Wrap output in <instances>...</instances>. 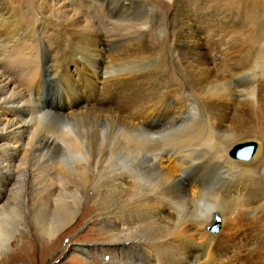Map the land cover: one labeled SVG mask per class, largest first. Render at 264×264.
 <instances>
[{
	"label": "bare ground",
	"instance_id": "6f19581e",
	"mask_svg": "<svg viewBox=\"0 0 264 264\" xmlns=\"http://www.w3.org/2000/svg\"><path fill=\"white\" fill-rule=\"evenodd\" d=\"M107 1L29 0L25 13L31 21L24 25L12 6L0 0V254L17 235L25 239L18 230L23 223L53 239L42 250L56 247L60 254H79L71 260L80 258L81 264H264V193L259 192L264 185V126L245 133L250 121L244 117L251 116L237 105L248 96L256 107L253 114L263 116L257 110L264 107V67L251 82L213 91L203 102L200 120H188L185 109L191 103L182 97L178 82L190 78L201 95L229 59L220 48L202 50L211 35L185 34L184 24L166 35L170 44L165 54L177 64L174 84H165L162 54L153 56L152 69L108 77L114 58L146 62L151 52L144 45L149 24L141 19L132 24L130 16L123 19L114 10L108 13ZM131 3H124L122 11L132 15L135 6H145L142 0ZM120 43L127 50L111 55V47ZM263 54L259 50L256 56ZM51 57L64 58L63 67L51 64ZM231 69L238 75L246 70L234 62ZM53 83L60 87L50 94ZM128 88L136 91L133 97L115 98ZM186 92L196 100L193 89ZM87 114L110 119L109 124L118 120L144 135V153L121 152L117 158L88 153L86 136L72 126ZM41 122L50 125L48 130L59 126L60 142L51 135L35 140ZM253 131L258 145L249 161L231 159L229 149ZM15 183L25 186L29 196H23L26 214L16 224V206L4 207ZM219 205L221 229L206 234ZM47 207L53 208V219H48ZM189 221L203 231L201 245L185 229ZM80 222L87 231L67 237ZM93 229L96 239L72 244L75 238L92 237ZM30 246L24 241L14 252L24 253Z\"/></svg>",
	"mask_w": 264,
	"mask_h": 264
},
{
	"label": "rangeland",
	"instance_id": "374dc122",
	"mask_svg": "<svg viewBox=\"0 0 264 264\" xmlns=\"http://www.w3.org/2000/svg\"><path fill=\"white\" fill-rule=\"evenodd\" d=\"M6 1L12 6L14 11L18 15V18L24 25L30 24L29 23L31 21L30 16L29 14L25 13L27 12L26 9H27V6L29 5V0H6ZM95 1L97 4L101 3V0H95ZM142 1L144 2L142 3V5L143 6L145 5L144 8L138 5L135 6V9H134L135 12L132 15L128 14L126 9L122 11L123 10L122 6L124 5V3H131V2L132 3L130 5H136V2H138V0H116V1L108 0L105 5V6H109L108 13L110 14L114 10L119 15H124L125 17H122L123 19L128 20L130 16L131 18L130 22L132 24L138 23L139 22L138 19H141V22L144 21L145 23L146 21L147 24H149L150 26L149 32H147V34L144 37V45L150 50L151 53L149 55L151 56V58L148 59L146 62H144L143 60V61H134L131 63L130 60L127 61L123 58H120L121 56H118L119 59H116L117 57L114 58L113 63H112V65L113 64L114 65L110 67V69H108L107 71L108 77L120 75L127 71L135 70L139 72H144V70H147L148 68L152 69L154 67V57L153 56L157 54H162L160 55L161 57L160 66L162 67L161 71L164 72L163 75L168 76V78H165V84L166 85L174 84L171 82V77L173 76L172 75L173 70H176L175 68L177 67V64L175 65V62L172 60V58L168 54H165L170 44L169 43L170 38L166 37V35L168 34V31H170L171 29H177L178 25H184V24L186 26L185 34H187L190 31V32L197 34L200 37L211 35L209 39L203 42L204 49L202 50L216 52L220 48L221 53L223 52L222 53L223 56L229 59V62H226L227 64L225 63V65L218 66L219 69L217 70V75L215 74L216 78L214 77L215 78L214 80L216 81V83L215 81H213L212 84L207 85L206 86L207 88H205L206 90L203 89V91L205 92H203V94L201 95L196 94L197 92H194V83L192 82L190 78L184 77V81L180 80L178 82V86L181 89L182 97H184V99L190 100V103H191V105L185 109V114H187L186 116L188 120L190 119H195L196 121L200 120V118L202 117V113H201L202 105L204 104L203 102L206 97L213 94L214 92L216 94L220 91L223 92V91L229 90L232 88L234 83L240 82V83L245 84V83L251 82L253 80V76H254L253 74H256V72H259L258 70L263 69L264 54L262 57H257L256 55L259 53V50L264 52V0H142ZM139 7L141 8V10H139L140 9ZM113 16H114L113 20H116V16L115 15ZM125 22H128V21H125ZM144 23L143 25H145ZM109 24H110V20H108L107 22V25ZM42 25H54V24L53 23H42ZM188 25L191 26L190 29H187ZM156 26L158 27V29ZM49 28L52 29L53 27L49 26ZM115 32L120 34L123 32V30L116 29ZM55 36L52 35L54 39L56 38ZM121 45L123 46L121 47ZM224 45L228 48H225ZM219 46L225 49L223 50ZM114 47L115 46L111 47L110 54L111 53L113 54L115 52H120V53L125 52V50H127L126 47L128 46L126 44L120 43V45L117 44L116 47L115 48ZM226 51L229 53H227ZM231 53L233 54L231 55ZM65 54L68 55V52L66 51ZM38 56L40 55L38 54ZM231 56H233L232 57L233 59L231 58ZM51 59H53L51 61V64L55 63L58 65V62H59V65L62 66L61 61L64 58L61 57L59 58V60H56L51 57ZM75 61L76 59H74V62ZM233 62L238 66H242L246 68L245 74L238 75L236 73H233V70L231 69ZM130 63L134 64V66L131 65ZM120 64L123 66H121ZM128 68L130 69L128 70ZM53 72L54 71L51 72L52 75L54 74ZM181 73L183 74L185 72L181 71ZM53 78H56V77H53ZM75 80H77L76 76H75ZM54 86L55 84L53 83V87L50 91V94L53 91L55 92L60 87V86H55V87ZM187 88L193 89V92H194L193 95L195 94L194 96H196V100L187 96V92H186ZM204 93H205V97L202 98ZM56 94H59V92H56ZM135 94H136L135 90L128 88V89L121 90L120 96L115 95L116 96L115 98L121 99L123 97H126L125 95H128V97L132 95L131 97H133ZM256 100H257V103L259 104L260 100L257 97H256ZM50 103L52 107L57 106V104L53 101ZM237 105L245 106V110L247 109L249 110L248 116L252 117V119L251 117L250 118L246 116L244 117L247 119L246 121L248 122L250 121L249 122L250 126H248L245 133H248L249 130L258 128L259 125L264 126V110H263L264 107L263 109L257 110V111L262 112L263 116H261L260 118H256V116L253 114V111L256 110V107H254L253 103L251 102L248 96H243L241 100L237 102ZM103 119L104 118H101L99 116L87 114V115L78 117L77 121L76 119L72 121V123L77 126L76 127L75 125H72L75 131L76 129L78 130L80 129V132L81 130L84 132V134L83 132H81L82 133L81 135L86 136V137L84 136L85 137L84 140L86 142V150L88 153H92V154L112 153L113 155L111 156L113 158L115 157L117 158L125 152L126 153L131 152L133 154H136V153L140 154L142 152L144 153V135H141L135 131L133 132L132 130L128 128H125L124 126L121 125V122H119L118 120L111 119V122L113 124L112 125V124H109L110 119H108L107 121H104L106 119L104 120ZM115 121L116 122L118 121L120 124L116 123ZM38 124L39 126H38V130L35 136V140L42 139L43 136H50V135L54 139L56 136V140L57 141L59 140V136H60L59 126H56V127L54 126V128L48 130V126H50L48 125V123L41 122ZM140 127L144 128L143 125H141ZM255 132L256 131H253L251 136L247 134L246 137L244 138L245 140L243 139L242 141H239L236 144H241V143L252 141L258 145V140L255 138L256 136ZM229 151H228V156L231 159L244 162L242 160L232 158L229 155ZM262 176H264V174H262ZM20 184H25V183L22 182ZM20 184L15 183L14 186H12V188L15 187L17 188V190L14 188V190L10 193L11 195L9 197L10 199H8V202H6V204L8 205L4 206L6 207L5 210L9 209L10 207L16 206L17 209L14 210V215H15L14 224H16L18 217H22V215L26 214V210L22 203L26 199L25 197L27 198L29 197L27 196L28 191L26 187L20 186ZM259 192L264 193V185L261 186ZM23 196L25 197L23 198ZM11 202L13 203L9 204ZM232 205L233 204H230L229 206H232ZM47 208L49 209L50 207H47ZM47 208H46L47 210L46 214H48L47 217L48 219H51L53 216V208L51 207V210L50 209L48 210ZM186 208L188 209V206L186 205L182 206V210L186 211L187 210ZM219 208H218V212H215L213 214V218L209 226L213 224L214 220L216 219L215 217L216 215L217 220H218V226L220 228L218 227L217 230L213 231L214 233H211V231L209 230V226H207L206 230L204 231L206 234L214 235L216 234L217 231L221 229L220 219L222 218L223 205H219ZM219 210L221 211V213ZM186 224L187 225H184L185 229L188 231L189 230L192 231V234H194L192 236L194 243L201 245V243L205 241L204 239H206L205 236L203 235V231L199 229L198 225H196L194 221H189ZM27 227H25L23 223L21 227H18V230L20 231V233L24 234L25 239H22L21 241L18 235L15 234L17 235V237L10 240L9 244L5 248L6 250L5 249L1 250L2 252L0 254L1 256L0 260L10 257L9 259H7V264H81L80 258L71 260V256L73 257L77 255L79 257V254L74 253L73 255H71L69 253L70 254L69 255L65 252L63 254H60L61 252L59 249L61 248L57 249L56 247H53V248L49 247L45 250H42L43 246L46 245L48 242L52 241L53 239H50L47 236H41L38 232L33 230L31 225H29V228ZM86 231H87V228L85 227L84 223L80 222L77 224V226H75L74 231L70 235L67 234L68 236L67 235L66 236L72 237V235L74 234H83ZM97 234H98L97 230L93 229L91 234L89 235L92 237L75 238L76 241L72 242V244L74 246L75 245L80 246L85 242L93 241L94 239H96L95 235ZM24 241H28L31 244V246L24 253L16 254L17 252H14V251L18 247H20ZM41 250L43 252H42V255L40 256ZM94 263L98 264V261H95Z\"/></svg>",
	"mask_w": 264,
	"mask_h": 264
},
{
	"label": "water",
	"instance_id": "95a60500",
	"mask_svg": "<svg viewBox=\"0 0 264 264\" xmlns=\"http://www.w3.org/2000/svg\"><path fill=\"white\" fill-rule=\"evenodd\" d=\"M255 148H256V143L252 141L236 144L230 149L229 155L234 159H238L242 161L249 160L253 155ZM218 227H219L218 220L215 219L213 224L209 226V230L213 232L217 230Z\"/></svg>",
	"mask_w": 264,
	"mask_h": 264
}]
</instances>
